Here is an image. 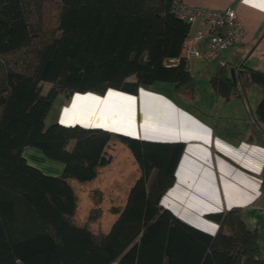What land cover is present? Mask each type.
Wrapping results in <instances>:
<instances>
[{"label":"trees","instance_id":"1","mask_svg":"<svg viewBox=\"0 0 264 264\" xmlns=\"http://www.w3.org/2000/svg\"><path fill=\"white\" fill-rule=\"evenodd\" d=\"M53 27L44 31L30 0H0V264H264L257 234L239 208L208 215L215 235L191 227L160 206L173 185L182 143L150 142L98 128L45 125L58 96L136 94L170 83L193 94L183 44L190 25L178 0H58ZM27 57V58H26ZM30 57V58H29ZM169 59H178L166 67ZM217 66L209 83L225 102L251 87L262 91L254 115L264 125V72ZM133 78V80H130ZM44 83L51 88L42 93ZM115 137L131 153L138 177L107 231L89 218L76 223L71 181L89 183L110 163ZM35 148L60 162L58 176L29 165Z\"/></svg>","mask_w":264,"mask_h":264},{"label":"crops","instance_id":"2","mask_svg":"<svg viewBox=\"0 0 264 264\" xmlns=\"http://www.w3.org/2000/svg\"><path fill=\"white\" fill-rule=\"evenodd\" d=\"M178 1L210 11L234 8L244 36L238 45L221 53L220 61L236 68V72L241 65L264 72V0ZM200 28L195 23L189 33ZM191 61L190 75L196 65L206 71H200L199 76L206 77L209 83L218 64L210 72L201 60L193 59L194 66ZM164 86L156 83L151 88L140 87L136 94L113 89L103 94L74 93L60 106L57 105L63 97L58 96L52 123L98 128L150 142L182 143L173 185L161 197L160 206L181 222L211 235L216 234L219 225L208 215L239 208L248 228L257 234L264 259V125L256 120L249 106L252 102L247 99L250 92L257 91L252 103L255 108L262 91L253 86L239 98L225 102L210 85L206 87L207 100L199 97L196 101L195 87L189 97L178 94L173 84ZM23 157L45 175L58 176L62 172L60 162L30 147L23 150Z\"/></svg>","mask_w":264,"mask_h":264},{"label":"rangeland","instance_id":"3","mask_svg":"<svg viewBox=\"0 0 264 264\" xmlns=\"http://www.w3.org/2000/svg\"><path fill=\"white\" fill-rule=\"evenodd\" d=\"M30 3L31 11L36 16L40 24H42V27L45 29L44 31H49L53 27L54 19L56 13L58 12L59 1L30 0ZM201 61L203 62V64L206 63V69H209L210 72L215 70L218 64L217 60ZM190 64L191 66L195 65L193 59ZM200 71L206 72L204 70H200L195 65L194 71L192 72L191 76L193 85L195 87L194 93H197L195 96L196 101H199V97L203 98L206 101V87H210V84L208 83V79L206 77L199 76ZM130 80H133V78H131ZM157 84L160 86L166 85L164 86L166 88L173 87L171 86V84L167 83ZM50 88L51 84L44 83L42 87V93H46ZM256 93V90L250 92V95H247L248 101L253 103V98L255 97ZM58 98H60V96ZM57 100L58 99L54 101L46 117V126H49L52 122H54L52 121V118L55 112L54 107ZM66 101L67 100L64 97L60 98L57 106L66 104ZM252 103H249V106H252L251 112H254L255 108ZM35 150L41 153L40 150ZM106 153L110 157V163L98 170V175L95 180L89 183H77L75 181H71L72 187L78 197V208L74 219L76 223L84 224L88 221L89 218H92L93 221H91L89 224L95 231L97 229L107 231L110 228L115 218V215H113L112 213L113 209H122L126 200L128 190L135 179L138 177V169L130 151L115 137H112L111 141L109 142L106 148Z\"/></svg>","mask_w":264,"mask_h":264},{"label":"built area","instance_id":"4","mask_svg":"<svg viewBox=\"0 0 264 264\" xmlns=\"http://www.w3.org/2000/svg\"><path fill=\"white\" fill-rule=\"evenodd\" d=\"M176 15L190 27L199 23L201 28L189 33L183 44L186 61L192 59L214 61L219 65L223 51L238 45L244 36V28L234 8L210 11L191 8L181 3L175 6ZM178 59H169L166 67H174ZM261 194H264V172L261 174Z\"/></svg>","mask_w":264,"mask_h":264},{"label":"water","instance_id":"5","mask_svg":"<svg viewBox=\"0 0 264 264\" xmlns=\"http://www.w3.org/2000/svg\"><path fill=\"white\" fill-rule=\"evenodd\" d=\"M230 77L232 78V81L235 83V78H234V71L233 69L230 70ZM122 135V134H121Z\"/></svg>","mask_w":264,"mask_h":264}]
</instances>
